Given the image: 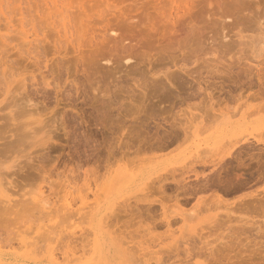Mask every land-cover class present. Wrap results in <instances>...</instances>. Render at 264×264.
Listing matches in <instances>:
<instances>
[{
    "label": "rangeland",
    "instance_id": "rangeland-1",
    "mask_svg": "<svg viewBox=\"0 0 264 264\" xmlns=\"http://www.w3.org/2000/svg\"><path fill=\"white\" fill-rule=\"evenodd\" d=\"M54 1L0 0V264H264V0Z\"/></svg>",
    "mask_w": 264,
    "mask_h": 264
},
{
    "label": "bare ground",
    "instance_id": "bare-ground-1",
    "mask_svg": "<svg viewBox=\"0 0 264 264\" xmlns=\"http://www.w3.org/2000/svg\"><path fill=\"white\" fill-rule=\"evenodd\" d=\"M52 2V1H51ZM55 1L53 0V3H52V5H51V7H52V9H53V7L55 6V4H57V3H54ZM46 3H48L47 1H46ZM45 3V4H46ZM54 4V5H53ZM47 5H49V4H47ZM46 5V6H47ZM41 6H42V4H41ZM50 6V5H49ZM49 6H47L48 8H45V10L47 9L48 11H47V14H50V16L52 15L51 14V7H49ZM188 6H189V0H168V6L166 7V8H163L161 11H160V13H161V15L163 16L162 18H164V20L165 21H168V22H171V21H173L175 18H178L179 16H181L185 11H186V9L188 8ZM78 7L79 8H81V7H83V3L81 2V3H79L78 4ZM63 9L65 8V7H62ZM42 12H44V11H42ZM61 12V10L58 12V15L60 16V13ZM63 12V11H62ZM66 13H67V11H65ZM64 12V13H65ZM22 13V11L20 12V14ZM53 13V12H52ZM68 14H69V12H68ZM28 15V14H27ZM31 15V14H30ZM55 14H53L52 16H54ZM57 15V14H56ZM55 15V16H56ZM83 15H84V19H81V18H79V20L76 22V24L74 23V25H77V28H78V34H79V38H75V37H77L76 36V34L74 33V32H76V30H75V28L73 27V29H74V34H75V37H74V39H73V37H72V32H70V30H69V28L68 27H66V24H64L63 22H62V20L65 18V17H62L61 18V16L58 18L59 20H57V21H59L60 22V20H61V22H62V24L63 25H61L59 22V25H61L62 27H59V28H62V31H63V34L61 33V29H58L57 27L58 26H54V31L56 32L55 34H56V39H53L52 38V36H54L53 35V33H52V36H51V39L52 40H55L54 42L51 40V42L53 43L52 45V47H54L55 49H57L58 50V48L56 47V44H59V42H61V41H59V39L61 40V37H65V42H67V41H69L70 42V44H72V48H73V50H77V43H78V41H79V39H81L82 40V38H84V40L83 41H85V39L87 40V42H89V43H93V42H95L96 40H98L99 38H102V40L103 39H105L106 37L107 38H109L108 37V35L109 34H116V32H117V27H115V26H113V25H104V26H102V28H101V30H98V31H96V30H92L89 26L91 25V21H90V17H93V16H97V17H102V11L100 10V9H96L95 10V13L94 14H89L86 10H84L83 11ZM46 16V15H45ZM66 16V15H65ZM67 17V16H66ZM53 18H55V17H52V19ZM47 19H48V16H47ZM50 20H51V18H49ZM55 19H57V17L55 18ZM55 19H54V21H55ZM70 19V18H69ZM27 20V19H26ZM43 20V19H42ZM65 20V19H64ZM71 20H73V19H71ZM176 20V19H175ZM22 21V20H21ZM53 21V22H54ZM23 22V21H22ZM50 22H52V21H50ZM50 22H48L47 24H49ZM25 23H27V22H25ZM55 23V22H54ZM67 23V22H66ZM72 24L71 25H73V22H71ZM20 25H22V23H20ZM25 25V24H24ZM49 25H51V23L49 24ZM54 25V24H53ZM53 25H51L52 27H53ZM56 25V24H55ZM58 25V24H57ZM23 26V25H22ZM76 28V29H77ZM26 30V29H25ZM19 31V30H18ZM24 31V30H23ZM26 31H28V33H29V30L27 29ZM48 31V30H47ZM51 31H52V29H51ZM21 32V31H20ZM46 32V31H45ZM23 33H25V32H23ZM27 33V32H26ZM31 33V32H30ZM36 33V31L34 32V34ZM45 34V33H44ZM51 34V33H50ZM30 36H31V34H29ZM42 35H43V33H42ZM49 35V34H48ZM45 36V35H44ZM44 36H42L43 38H44ZM47 36V35H46ZM50 36V35H49ZM26 37V36H25ZM70 37L75 41V42H73V40H71L70 39ZM27 38H29V36L27 37ZM46 38V37H45ZM45 38H44V40H45ZM36 39V38H35ZM48 39V40H49ZM34 40V39H33ZM38 40V39H37ZM36 40V41H37ZM42 40V41H41ZM40 41L41 42H43V39H41ZM100 40V39H99ZM29 40L27 39V41L26 42H28ZM39 41V42H40ZM63 41V40H62ZM31 42V41H30ZM64 42V43H65ZM44 43V42H43ZM68 43V42H67ZM25 44H28V43H25ZM41 44V43H40ZM40 44H39V46H40ZM46 45H48L47 43H46ZM45 45V46H46ZM26 46V45H25ZM41 46H42V44H41ZM44 46V47H45ZM48 46H50V47H48ZM47 47L50 49L51 48V45H48ZM58 46V45H57ZM70 46V45H69ZM69 46H68V48H69ZM37 47V46H36ZM35 47V48H36ZM43 47V46H42ZM34 48V47H33ZM61 49V48H60ZM67 49V48H66ZM54 50V49H53ZM56 50V51H57ZM63 50V49H62ZM41 51V50H40ZM68 51V50H67ZM33 52H34V50H33ZM54 52L55 51H53V54H54ZM62 52V51H61ZM57 53V52H56ZM60 54V53H59ZM44 55V54H43ZM47 56V55H46ZM130 55L129 54H127L126 56H124L123 57V60L125 59L126 61H128V60H130V57H129ZM62 57V56H61ZM57 58V57H56ZM63 58V57H62ZM102 59V58H101ZM105 60H106V62H109L110 61V59L109 58H104ZM49 60V59H48ZM44 61V60H43ZM52 62L54 61V60H51ZM52 62H50V64L52 63ZM62 62V61H61ZM118 62H120V61H118ZM38 63V62H37ZM37 63H35V65L37 66ZM55 65H56V63H55V61L53 62ZM53 63H52V65H53ZM58 63V62H57ZM64 63V62H63ZM115 63L117 64V61H115ZM47 64V63H46ZM43 65H45V64H43ZM54 65V66H55ZM118 65V64H117ZM49 66V65H48ZM54 66H53V68L51 67V69H53L54 70ZM57 66V65H56ZM60 65H58V69L60 68L59 67ZM50 67V66H49ZM37 68H38V66H37ZM44 68V67H43ZM46 68H47V65H46ZM45 69V68H44ZM61 70H62V68H61ZM48 71V70H47ZM46 71V74L49 72V73H51L50 72V70L47 72ZM54 72H56V71H54ZM53 72V73H54ZM43 73V75H45V76H47V77H44V76H41V74ZM60 73V72H59ZM58 73V74H59ZM45 74V72H40V76H41V78H42V83L43 82H45V84H44V86H49L50 87V84L53 82V80L51 79H49V77H48V75H46ZM52 74V73H51ZM50 74V75H51ZM53 76V75H52ZM34 77L35 76H32V78H30V81H31V79H32V81H33V79H34ZM25 78H27L28 79V77H25ZM44 78V79H43ZM52 78H56V75L55 76H53ZM27 79H23L25 82L27 81ZM64 79V78H63ZM39 80H40V78H39ZM45 80V81H44ZM156 81L158 80V79H155ZM24 81H21V82H24ZM50 81H52V82H50ZM56 80H54V82H55ZM53 82V84H54V86H58V85H56V83L57 82H55L54 83ZM68 83V82H67ZM74 83V82H73ZM158 83V82H157ZM26 84V83H25ZM158 84H160V83H158ZM22 85H24L23 83H22ZM27 86V85H26ZM71 86V85H70ZM20 87H21V84H20ZM23 87V86H22ZM21 87V88H22ZM24 87H25V85H24ZM59 87H60V85H59ZM27 92V91H26ZM66 92H67V90H66ZM168 92V91H167ZM164 93H166V92H164ZM17 94V93H16ZM26 94V93H25ZM104 94V93H103ZM169 94V93H168ZM7 95V94H6ZM108 95V94H107ZM27 96V95H26ZM97 96V95H96ZM109 96V95H108ZM167 96V95H166ZM94 97V96H93ZM98 97V96H97ZM162 97V96H161ZM161 97H159V99L161 98ZM171 97V96H170ZM169 97V98H170ZM28 98V97H27ZM103 98V97H102ZM101 98V99H102ZM108 97H106V99H107ZM172 98V97H171ZM170 98V99H171ZM30 99V98H29ZM29 99H28V102H29ZM104 99H105V97H104ZM159 99H158V101H159ZM162 99V98H161ZM163 99H164V97H163ZM170 99H168L167 98V102H168V100H170ZM92 100V99H91ZM109 100V99H108ZM111 100V99H110ZM109 100V101H110ZM30 101H31V99H30ZM102 101H103V99H102ZM164 101V100H163ZM166 101V100H165ZM164 101V102H165ZM14 102H16V101H14ZM97 102V101H96ZM160 102V101H159ZM101 103H103V102H101ZM106 103V102H105ZM107 103H108V101H107ZM171 103V102H170ZM15 104V103H14ZM21 104V103H20ZM22 105V104H21ZM15 106V105H14ZM17 106V105H16ZM18 106H20V105H18ZM32 106V105H31ZM35 106V105H34ZM22 107V106H21ZM256 108V107H255ZM262 108V107H261ZM260 108V109H261ZM264 108V107H263ZM37 110V109H36ZM11 112H12V110H10ZM13 113V112H12ZM247 115H248V113H247ZM38 120V119H37ZM36 120V121H37ZM39 122H42V123H44L43 122V118H42V121L40 120ZM41 124V123H40ZM178 127V126H177ZM180 128V127H179ZM28 129H30V128H28ZM177 129V128H176ZM179 130V129H178ZM176 131V130H175ZM174 132V131H173ZM179 132V131H178ZM185 132V131H184ZM177 133V132H176ZM21 134V133H20ZM19 134V135H20ZM18 135V134H17ZM22 135V134H21ZM47 134H45V135H43L42 137H45ZM177 135H178V133H177ZM47 136H50V135H47ZM171 136V135H170ZM179 136V135H178ZM245 137V136H244ZM243 137V138H244ZM17 138H19V136L17 137ZM21 138V137H20ZM178 138V137H177ZM242 138V137H241ZM242 138V139H243ZM18 140V139H17ZM21 140V139H20ZM48 140V139H47ZM43 141H45V140H43ZM241 141V140H240ZM19 142H22V141H19ZM24 142V141H23ZM238 142V141H237ZM44 143H46V141L44 142ZM234 143H236V142H234ZM163 144V143H162ZM164 145V144H163ZM160 146H161V144H160ZM159 146V147H160ZM167 146V145H166ZM162 147V146H161ZM238 156V155H237ZM219 157V156H218ZM217 157V158H218ZM202 158V157H201ZM212 158H213V156H212ZM215 158H216V156H215ZM193 159V158H192ZM198 159V158H197ZM205 160V159H204ZM201 161V160H200ZM199 161V162H200ZM206 161V160H205ZM196 162H198V161H196ZM210 162V161H209ZM202 164V163H201ZM190 165H191V162H190ZM189 167V166H188ZM187 167V168H188ZM193 170V169H192ZM182 172H180V174H181ZM185 173V172H184ZM196 173V172H195ZM172 174H173V172H172ZM170 175H171V173H170ZM165 176H166V174H165ZM168 176V175H167ZM174 177V176H173ZM159 178V177H158ZM170 178V177H169ZM171 178H172V176H171ZM212 178V177H211ZM165 179V178H164ZM163 179V180H164ZM180 179H181V177H180ZM157 180V179H156ZM159 180V179H158ZM162 180V181H163ZM166 180H168V179H166ZM171 180V179H170ZM212 180V179H211ZM215 180V179H214ZM155 181V180H154ZM153 181V182H154ZM161 181V180H160ZM184 181V180H183ZM158 182V181H157ZM177 182V181H176ZM149 183V182H148ZM155 183H156V181H155ZM160 182H158V184H159ZM213 183V182H212ZM215 183V182H214ZM218 183V182H217ZM150 185H148L147 187L149 188V186H152V183H149ZM157 184V185H158ZM180 184V183H179ZM220 184V183H219ZM176 186V185H175ZM154 187V186H153ZM177 188H178V186H176ZM180 187H181V184H180ZM182 187H184V186H182ZM160 189V188H159ZM175 189V188H174ZM173 189V190H174ZM182 189V188H181ZM181 189H179L180 191H181ZM158 190V189H157ZM161 190V189H160ZM160 190H158V192L160 191ZM172 190V189H171ZM176 190V189H175ZM178 190V191H179ZM152 191H154V190H152ZM163 192H165L164 191V189H163ZM186 192V191H185ZM171 194V193H170ZM182 194H183V192H182ZM6 195V194H5ZM179 195V194H178ZM8 196V195H7ZM9 196H10V194H9ZM5 197V196H4ZM28 197V196H27ZM2 198H3V196H2ZM31 198V197H30ZM136 198V197H135ZM177 199V198H176ZM1 200V199H0ZM3 200V199H2ZM22 199H20V201H21ZM25 200H26V198H25ZM27 200H30L29 198L27 199ZM5 202H3L4 204L5 203H8L9 205H10V202H11V199L10 198H8V197H6V199L4 200ZM23 201V200H22ZM31 201V200H30ZM29 201V202H30ZM35 201V200H34ZM36 201H38V200H36ZM47 201L48 200H46L45 198H43V197H41V199H39V202H41L42 203V205H43V203L45 204V205H48V203H47ZM176 201V200H175ZM24 202V201H23ZM23 202H22V204H23ZM27 203H29L28 201H26ZM25 202V203H26ZM49 202V201H48ZM34 203V202H33ZM38 203V202H37ZM47 203V204H46ZM7 204V205H8ZM11 204H12V202H11ZM30 204V203H29ZM44 205V206H45ZM50 205V204H49ZM197 205V204H196ZM12 206H13V204H12ZM163 206V205H162ZM4 207H6V205L4 206ZM14 207V206H13ZM12 209V208H11ZM145 210V209H144ZM8 212H9V209L7 210ZM12 211V210H11ZM146 211V210H145ZM155 211V210H154ZM153 211V212H154ZM230 211V210H229ZM148 213V212H147ZM230 213H231V211H230ZM155 214V213H154ZM148 216H149V214H148ZM151 216V215H150ZM145 218H147V217H145ZM165 220V219H164ZM241 221V220H240ZM168 222V221H167ZM248 222V221H247ZM246 222V223H247ZM151 223H153V222H151ZM254 223V222H253ZM157 225V224H156ZM167 227V226H166ZM171 236V235H170ZM159 237V236H158ZM178 240V239H177ZM148 241V240H147ZM175 241V240H174ZM128 242V241H127ZM131 242V241H130ZM18 243H20V245L19 244H16V245H19V246H25V248H26V244H27V246L29 247V245H31V241H27V239L24 237V239H21ZM173 245V244H172ZM131 246H133V244L131 245ZM18 247V246H17ZM19 248V247H18ZM133 248V247H132ZM135 248H137L136 246H135ZM15 249V248H14ZM20 249H21V247H20ZM30 249V248H29ZM28 249V251L30 252L31 250H29ZM96 249V248H95ZM138 249V248H137ZM24 250V249H23ZM139 250V249H138ZM137 250V251H138ZM26 252H27V250H25ZM34 251V250H33ZM107 251H108V248H107ZM134 251H136L135 249H134ZM26 252H25V254H26ZM51 252V251H50ZM106 252V251H105ZM133 252V251H132ZM153 252V251H152ZM178 252V251H177ZM31 253H32V251H31ZM104 253V252H103ZM109 253V252H108ZM107 253V254H108ZM148 252H146L145 254H147ZM35 254V253H34ZM63 254V253H62ZM140 253H138V255H139ZM143 254V253H142ZM29 255H30V253H29ZM51 255L53 256L54 254H52L51 253ZM60 255V254H59ZM166 255V254H165ZM27 256H28V253H27ZM31 256V255H30ZM52 256H50V257H52ZM55 256V255H54ZM66 257H67V255H65ZM64 256V257H65ZM33 257H34V255H33ZM56 257H57V255H56ZM68 257H69V255H68ZM75 256H73V258H74ZM84 257V256H83ZM110 257H112L111 256V254H110ZM48 258V257H47ZM54 258V257H53ZM61 258H62V256H61ZM130 258H131V256H130ZM135 258V257H134ZM157 258V257H156ZM161 259H162V257H160ZM159 258V260H161ZM164 258V257H163ZM171 258V257H170ZM35 259H37V258H35ZM55 259V258H54ZM129 259V258H128ZM152 259H154V258H152ZM74 260H76V258L74 259ZM130 260V259H129ZM158 260V261H159ZM164 260V259H163ZM162 260V261H163ZM133 261H134V259H133ZM157 261V262H158ZM171 261V260H170ZM36 262V261H35ZM38 262V261H37ZM40 262V261H39ZM44 262V261H43ZM69 262V261H68ZM26 263V262H25ZM41 263H42V261H41ZM155 263H156V259H155ZM54 264V263H53ZM149 264H151V263H149ZM158 264V263H157ZM160 264H161V262H160ZM166 264V263H165Z\"/></svg>",
    "mask_w": 264,
    "mask_h": 264
}]
</instances>
